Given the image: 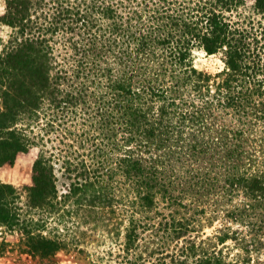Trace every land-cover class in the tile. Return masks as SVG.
<instances>
[{
  "label": "trees",
  "instance_id": "obj_1",
  "mask_svg": "<svg viewBox=\"0 0 264 264\" xmlns=\"http://www.w3.org/2000/svg\"><path fill=\"white\" fill-rule=\"evenodd\" d=\"M1 26L0 168L33 156L22 192L0 181L20 253L85 225L118 230L117 264H227L228 240L264 264V0H3Z\"/></svg>",
  "mask_w": 264,
  "mask_h": 264
},
{
  "label": "rangeland",
  "instance_id": "obj_2",
  "mask_svg": "<svg viewBox=\"0 0 264 264\" xmlns=\"http://www.w3.org/2000/svg\"><path fill=\"white\" fill-rule=\"evenodd\" d=\"M248 3L251 0H247ZM3 11V0H0V13ZM9 29L7 27H0V37L7 39ZM1 47V44H0ZM195 64L202 68L205 67L214 71L217 67H221L222 63L219 56H206L202 52H196ZM33 163V156L25 153H19L15 162L11 166H3L0 168V181L8 182L15 185L22 192L24 185L31 183V167ZM218 226L215 222L212 226H204L202 232L195 233L197 241L206 235L212 234L214 229ZM69 237H72V244L70 251H59L52 256L31 257L24 253H20L17 244L21 240L19 233L6 231L5 228H0V240L4 237L7 242L14 245V250L10 246L6 247L4 255L0 257V264H117L121 258L117 257L120 251L121 235L118 234L117 229H111L109 232L102 229H91L87 226L68 225ZM221 248L227 264H257V258H253L249 262L243 260V256H237L239 252L232 241L228 240L224 245L218 244L216 249ZM165 256V253H163ZM162 258V257H160ZM262 260L264 256H261ZM170 257L163 258L164 264L170 263ZM162 260V259H161ZM161 260L159 264H161ZM243 260V261H242ZM158 261V259L156 260ZM149 264V262H145Z\"/></svg>",
  "mask_w": 264,
  "mask_h": 264
}]
</instances>
